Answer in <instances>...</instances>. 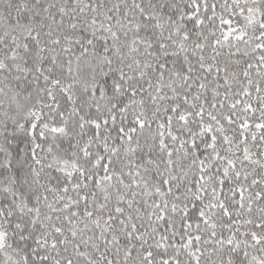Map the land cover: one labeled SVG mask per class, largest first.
<instances>
[{"label":"snow or ice","instance_id":"snow-or-ice-1","mask_svg":"<svg viewBox=\"0 0 264 264\" xmlns=\"http://www.w3.org/2000/svg\"><path fill=\"white\" fill-rule=\"evenodd\" d=\"M0 264H264V0H0Z\"/></svg>","mask_w":264,"mask_h":264}]
</instances>
